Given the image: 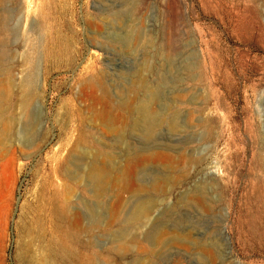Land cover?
Instances as JSON below:
<instances>
[{
  "label": "rangeland",
  "instance_id": "374dc122",
  "mask_svg": "<svg viewBox=\"0 0 264 264\" xmlns=\"http://www.w3.org/2000/svg\"><path fill=\"white\" fill-rule=\"evenodd\" d=\"M0 31L20 119L0 155V264H25L18 243L39 235L80 264H264V0H1ZM75 155L125 190L74 185ZM65 181L83 232L38 217Z\"/></svg>",
  "mask_w": 264,
  "mask_h": 264
},
{
  "label": "bare ground",
  "instance_id": "6f19581e",
  "mask_svg": "<svg viewBox=\"0 0 264 264\" xmlns=\"http://www.w3.org/2000/svg\"><path fill=\"white\" fill-rule=\"evenodd\" d=\"M0 4H1V0H0ZM0 34H1V31H0ZM1 35L3 37V40H5L7 38V35L5 33H3ZM192 62L189 64V65L192 64L191 68L189 67L191 69L190 72L191 73L195 72V74L198 75L197 70L199 69V64H198L199 62L198 61H196L194 63H192ZM192 75L195 77L194 74H192ZM197 75H196V79L198 77ZM97 80H99V79H97ZM14 82H15V80H14ZM14 82L12 79H8L7 81H6V79H5V81L0 80V155H1V151H3L7 147V144L12 139H14L16 137V134H18V132H16V129H17V126L20 122V119L18 118L19 116L15 117L13 115V112L15 110L14 109L15 105H13V102H12L13 98L15 96V90H14L15 84H14ZM90 85H91V83H90ZM98 85L99 84H97V86ZM33 86H34V84L32 82V79H27L24 82H22V86L20 87L23 91L21 93H24V95L20 94L23 96L21 99L20 105L22 106V108L24 110L29 108V105L31 104L32 96H33L32 95ZM21 89H19V90L21 91ZM6 106H8L7 109L4 108L6 111H4V110L2 111L3 107H6ZM150 106L151 105L147 106L146 109L143 110L144 121H145V124L147 125V127H148V125H150V121H151V117H152L151 111H150L151 110ZM143 108H145V106ZM140 111H142V110H140ZM140 113H142V112H140ZM99 117L102 120L107 119V118L106 119L103 118V115L99 116ZM151 123H152V121H151ZM176 124L177 123L174 121L175 126H176ZM150 126L152 127V125H150ZM207 126H209V125H207ZM147 129L149 132V127ZM82 167L83 166L81 163V158L78 155L73 156L71 158V160L68 163H66L63 167V171H64L66 177L74 185L81 186L83 180L89 179L90 182H92V185L94 186L97 194H99V195L105 192V190L109 184L119 185L121 187V189L125 190L123 185H121L123 183H122V180L120 181V179L118 178L119 176L117 177V175H112L111 172L109 173V170L107 169V167L99 166V165H92L88 171L87 170L85 171L84 169L81 170ZM120 174L122 175V173H120ZM122 179L124 180L123 177H122ZM61 195H63V200L59 199V197ZM72 201L74 202L75 206L71 207L70 203ZM82 206H83V201L81 199V195H77L76 189H74L72 186H70L68 184V182L65 181L64 184L60 185V187L57 186V188L54 190L53 196L49 200L48 204L47 203L42 204L40 212L43 213V216L39 215L38 217L43 218L44 216L45 217L47 216L46 219L48 221H51V223L53 222L54 227L59 232H62V233L66 232V231H64V229L83 232L84 227H83ZM145 210L142 209V207H141V209L139 208L137 210V212L135 211L136 216H134V217L137 220H141V221L143 220L144 221L145 216H146ZM114 212H115V210H114ZM134 215H135V213H134ZM100 222H101V220H99L98 217L97 218L94 217L92 223H93V225H97V224H100ZM32 231H33V229H28L29 234H32ZM38 237H39V239H23V240L19 241V243H18L19 245L21 244L19 257H20V259H24L26 261L25 264H65V263H73V262H74V264H80L82 256L80 254L76 253L72 249V247L67 244L68 243L66 241L67 239H58V238L57 239H41V235H39ZM123 250H124V247H123ZM86 260H87L88 264H96L95 259L88 258Z\"/></svg>",
  "mask_w": 264,
  "mask_h": 264
}]
</instances>
